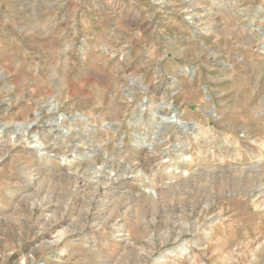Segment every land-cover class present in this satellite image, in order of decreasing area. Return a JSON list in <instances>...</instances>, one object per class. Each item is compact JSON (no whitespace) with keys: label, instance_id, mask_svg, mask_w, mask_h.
<instances>
[{"label":"rangeland","instance_id":"1","mask_svg":"<svg viewBox=\"0 0 264 264\" xmlns=\"http://www.w3.org/2000/svg\"><path fill=\"white\" fill-rule=\"evenodd\" d=\"M22 123L0 136V253L264 264V0H0V127ZM49 123L78 156L27 143ZM40 221L61 225L38 241Z\"/></svg>","mask_w":264,"mask_h":264},{"label":"bare ground","instance_id":"2","mask_svg":"<svg viewBox=\"0 0 264 264\" xmlns=\"http://www.w3.org/2000/svg\"><path fill=\"white\" fill-rule=\"evenodd\" d=\"M47 107V106H46ZM53 108H55V105H48V109H47V112H52L53 110ZM53 113H55V112H53ZM47 114V113H46ZM173 114V113H172ZM45 115V114H44ZM43 113L42 114H37V123H38V121L41 119V118H43ZM168 115V114H167ZM59 117V116H58ZM49 119V118H48ZM53 119V118H52ZM140 119V118H139ZM138 119V120H139ZM44 121H46V120H44ZM50 121V120H49ZM53 121H55L54 119H53ZM64 121H65V119L64 118H60V119H57L55 122H54V124L59 128V130H57L56 132H58V134H60V135H62V133L63 132H61L62 130H60V129H62V127L65 125L64 124ZM73 121V120H72ZM178 121H179V119L176 117V115L173 117V116H171L170 118H165V120L164 121H162V122H160V124L161 125H165L164 127H172V126H175V125H177V123H178ZM182 122V121H181ZM232 122V121H231ZM48 123V122H47ZM72 123V122H71ZM74 123V122H73ZM158 123V122H157ZM183 123V122H182ZM191 123H193V122H191ZM42 124V123H41ZM44 124V123H43ZM46 124V123H45ZM54 124H47V125H45V127L43 128V129H41V132H42V135H38V134H35V136H33L32 138V140L31 141H29V142H27V143H30V144H33L34 145V147H35V149H36V151L37 152H41V151H44V152H46L47 154H51V153H55L56 155H57V157L58 156H60V157H62L63 159H65V158H67V155L70 153V155H72V156H75L76 155V150H79V151H81V149L78 147V146H75L74 148H73V150H64V148L62 147V145H61V141L60 142H56L55 144H54V142L52 143L51 142V135H53V132H54V127H55V125ZM64 124V125H63ZM138 124V123H137ZM150 124V123H149ZM39 125V124H38ZM74 125V124H73ZM119 125V124H118ZM197 125V124H196ZM41 126V125H40ZM67 126V125H66ZM66 126H64V127H66ZM188 126V125H187ZM193 126V125H192ZM43 127V126H42ZM83 127V126H82ZM19 128L20 129H22L21 130V133L19 134H17V131L19 130ZM57 128V129H58ZM67 128V127H66ZM75 128H77V127H75ZM198 128H199V126H198ZM167 129H169V128H167ZM196 129V128H195ZM56 130V129H55ZM73 130H75V129H73ZM193 130V129H192ZM70 132H72L71 130H69ZM77 131V130H76ZM170 131V130H169ZM189 131H190V129H189ZM29 132H30V126H29V124L28 123H22V124H17V125H13V126H4V127H0V136H1V138L2 139H4V138H6V137H12V139H15L16 138V141H14V144L12 143V141L13 140H10V144H13L12 146H14L16 143H18V142H23L24 140H28V135H29ZM186 132H188V131H186ZM193 132H195V136H194V140H199L200 138H198V137H200V136H202V135H204V134H206V135H209V133H208V131H204L203 129H201V127L199 128V129H197V130H195V131H193ZM67 133V132H66ZM167 133V132H166ZM264 133V132H263ZM78 134H80V133H78ZM218 134V133H217ZM66 134H64V136H65ZM169 135V134H168ZM249 135V134H248ZM69 136V135H68ZM67 136V137H68ZM71 136V135H70ZM82 136H86V135H82ZM210 136V138H213V141L215 140V138H216V135H209ZM30 137H31V135H30ZM58 137V136H57ZM208 137V136H207ZM232 137V136H231ZM74 138V137H73ZM209 138V137H208ZM54 139V138H53ZM86 139V138H85ZM85 139H84V141H85ZM88 139V138H87ZM138 139V138H137ZM136 139V140H137ZM203 139H205L204 137H203ZM57 140H59V139H57ZM206 140V139H205ZM54 141V140H53ZM64 141V140H63ZM77 141V140H76ZM82 141L83 140H81L80 139V141H79V144H81L82 143ZM91 141V140H90ZM201 141V140H200ZM216 141V140H215ZM75 142V141H74ZM87 142H88V140H87ZM199 142V141H198ZM92 143V142H91ZM158 143V142H157ZM223 143V145L221 146V148L222 149H224L225 147H226V145H229L231 142L230 141H228L227 139H226V137H225V139H224V141L222 142ZM239 143V142H238ZM238 143H236V144H238ZM60 144V145H59ZM263 144V143H262ZM59 145V146H58ZM101 145H102V143H101ZM185 145V144H184ZM190 145V144H189ZM64 146V145H63ZM96 146V145H95ZM94 146V147H95ZM106 146V145H105ZM154 146V144L152 143V144H150L149 143V145H148V147H147V149L149 150V151H152V150H154V149H151L152 147ZM192 146V145H191ZM236 146V145H235ZM238 146V145H237ZM66 147V146H65ZM101 147V146H100ZM104 147V146H103ZM189 147V146H188ZM203 147V146H202ZM206 147V146H205ZM239 147V146H238ZM67 148V147H66ZM98 148V147H97ZM102 148V147H101ZM108 148V147H107ZM92 149H93V147H92ZM188 149V148H187ZM203 149V148H202ZM202 149H200V151L202 150ZM84 150H85V148H84ZM95 150V149H94ZM101 150V149H100ZM99 150V152H101ZM175 150V149H174ZM189 150V149H188ZM103 151V150H102ZM105 151V150H104ZM178 151V150H177ZM207 151H209V150H207ZM206 151V152H207ZM234 151H236V152H238V151H240V150H238V149H234ZM169 152V151H168ZM204 152V151H203ZM83 153V152H82ZM90 153V152H89ZM186 153V148H182V151H181V153L180 154H185ZM188 153H189V151H188ZM93 154V153H92ZM176 154H177V152H176ZM201 155H203V154H201ZM69 156V155H68ZM76 156H78V155H76ZM181 156V155H180ZM179 156V157H180ZM239 156V155H238ZM184 157H185V155H184ZM75 158H77V157H75ZM75 158L73 157V160H70V161H67V166H69V168H72L73 167V161L75 160ZM91 158V157H90ZM236 159H238V158H236ZM90 161H92V162H95V160L94 159H92V160H90ZM194 161H193V159L192 158H190V159H184V162H183V164H184V166H188V165H191L192 163H193ZM175 163V162H174ZM106 164V163H105ZM122 164H123V162H122ZM179 165H181L180 163H179ZM106 166V165H105ZM182 166V165H181ZM192 166V165H191ZM108 167V166H107ZM185 168V167H184ZM111 170L109 171V173H108V176H110L111 174H112V172L114 171V170H112L113 168H110ZM120 169V168H119ZM180 169V168H179ZM186 169H188V168H186ZM123 171H126L127 170V168H123L122 169ZM130 171V170H129ZM134 171V170H133ZM184 171V170H183ZM75 172V171H74ZM128 172V171H127ZM187 172H188V170H187ZM72 173V172H71ZM74 174V173H73ZM72 174V175H73ZM75 174H77V173H75ZM121 174V173H120ZM78 175V174H77ZM83 175V174H82ZM106 175V174H105ZM119 175V174H118ZM127 175V174H126ZM131 175V174H130ZM124 176V175H123ZM163 176V175H162ZM74 177V176H73ZM82 177V176H81ZM131 178V177H130ZM73 179V178H72ZM112 179V178H111ZM117 179V178H116ZM122 180H124V178L122 177L121 178ZM80 180V179H79ZM85 180V179H84ZM110 180V179H109ZM121 181V180H120ZM87 182V181H86ZM146 182V181H145ZM116 183V182H115ZM124 182L123 181H121L120 182V185H122ZM152 183V182H151ZM111 184V183H110ZM113 184H114V182H113ZM85 186V185H84ZM110 186V185H109ZM83 187V186H82ZM117 187V186H116ZM107 188V187H106ZM261 192V191H260ZM43 200V199H42ZM45 200V199H44ZM46 202H48L47 200H46ZM43 203V202H42ZM38 204V203H37ZM43 206V205H42ZM42 206H40V207H42ZM97 219V218H96ZM176 221V220H175ZM47 223V222H46ZM56 223V222H55ZM60 223H57V224H55V225H46L44 222H39L38 224H37V230H38V232H35L36 233V239H38V241H41V240H44V241H46L47 239H49V238H51V237H53L52 235L53 234H55L56 232H57V230H58V228H60ZM181 225V224H180ZM0 233H1V230H0ZM184 233H185V231H184ZM59 235H61V236H58L57 238H55V239H53L54 240V242H53V244L56 246V250H59L60 249V247H61V245H62V240H63V237H64V235H62V234H59ZM178 237H179V234H177V232H172V238L173 239H178ZM1 240V239H0ZM37 241V242H38ZM35 243V242H34ZM20 245V244H19ZM30 246V245H29ZM35 247V246H34ZM34 247H27L26 249L23 247V248H21V249H19V248H10V249H7V250H3L4 252L3 253H0L1 254V257H0V264H6V262H8V261H10L11 263H14V264H16L15 263V261H18V260H21L20 261V264H33V263H35L36 262V254H37V250H35L34 249ZM60 253H61V255L64 253V252H62V250H60ZM31 255V256H30ZM64 255V254H63ZM147 255L148 256H150L151 254H150V252H148L147 253ZM134 258V257H133ZM137 258V257H136ZM119 264H132V263H129V261L128 262H125V261H123V262H119Z\"/></svg>","mask_w":264,"mask_h":264}]
</instances>
